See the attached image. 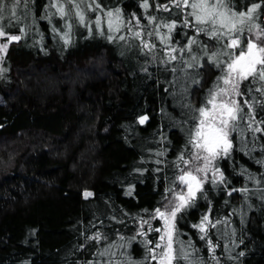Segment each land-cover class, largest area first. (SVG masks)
Wrapping results in <instances>:
<instances>
[{"label": "trees", "instance_id": "trees-1", "mask_svg": "<svg viewBox=\"0 0 264 264\" xmlns=\"http://www.w3.org/2000/svg\"><path fill=\"white\" fill-rule=\"evenodd\" d=\"M2 3L0 27L20 39L0 71V264H157L146 243L161 235L148 231L161 226L152 213L184 187L179 157L199 151L190 143L197 110L222 85L224 53L239 48L198 31L208 25L171 0H73L83 23L67 0ZM224 3L238 12L259 4L264 29V0ZM116 9L123 26L109 32L104 13ZM256 32L245 26L240 46ZM239 90L249 119L230 122L231 147L177 214L174 247L188 258L174 264H264V81L249 77Z\"/></svg>", "mask_w": 264, "mask_h": 264}, {"label": "snow or ice", "instance_id": "snow-or-ice-1", "mask_svg": "<svg viewBox=\"0 0 264 264\" xmlns=\"http://www.w3.org/2000/svg\"><path fill=\"white\" fill-rule=\"evenodd\" d=\"M19 2L20 0H15L16 4H19ZM67 2L73 3V0H67ZM171 3L175 7L189 9L188 16L192 17L197 24L208 25L207 29H198V31H206L208 35L216 38L218 41L226 38L227 43L224 47L228 49L239 48V52L238 54L235 52L224 53L229 58L224 62L225 67L222 69L224 75L218 78L222 81V85H217V90L210 93V98L207 101V104L212 105V107L208 108L206 105L197 110L199 112L198 125L194 130V137L190 139V143L199 151L195 155L190 153L187 160H185L183 155L179 157V160L185 167L180 169L181 174L178 176V180L184 187L178 190H176L175 186L170 188L169 191L175 193L174 199L168 205L157 207L152 213V218L161 221V226L152 228L151 224H149L148 231H155L161 233V235L155 238V241H147L146 243L152 245L149 248V253L151 259L156 261L157 264H174V261L178 259L188 258V254L184 253L182 249L180 250V254L177 255V249L174 247L177 214L182 209L190 206L191 201L196 198V193L202 190L204 182L208 180V171L215 157L227 153L231 147V142L227 139L230 122L239 119H249L248 113H245L244 116L239 115V113L244 112L241 102L235 98L243 95L239 90L240 82L247 80L249 77L264 81V44L258 43L261 32H264V29H261V26L255 22L253 16V13L260 7L259 4H253L246 12H238L233 11L229 6L225 5L224 0H192L190 4L189 0H183V3H180V0H171ZM53 6L55 7L56 5ZM143 6L147 8V2ZM73 7L77 10L76 15L79 17L80 22L83 23L85 16L79 10V4L73 3ZM88 7L91 9L92 5H88ZM163 7L165 10H168V5H163ZM95 8L103 12L99 4H96ZM2 10L3 3L0 0V11ZM57 11L60 16L63 17L65 15L63 5H60ZM12 15H15V5L12 8ZM104 15L107 17L108 31L119 32L123 26L120 10L108 11ZM154 19V17L150 18V22ZM102 22V18L97 16L95 24L98 29H100ZM184 23L188 25L189 22L185 20ZM137 24H139V19H137ZM245 26H247L248 31L251 32L256 29L257 32L255 39H248L244 46L241 47L240 37ZM165 27H167L170 33L175 24H168ZM135 35L139 37L140 33L137 32ZM148 35L150 36L151 33ZM0 37H6L5 42L0 43V52H6L10 42L20 39L19 35L8 34L2 27H0ZM108 38L113 39L115 37L109 36ZM64 39L65 43L69 42L67 33ZM119 39L123 40L124 37L120 36ZM194 39L193 37L190 43L194 42ZM149 46L147 42L144 43V47L147 48ZM151 47H155V45H151ZM217 55L213 54L210 59L216 62ZM171 59L175 60L176 57L172 56ZM257 91H260V89H257ZM243 104L249 107V109L251 108L247 100H244ZM146 119L147 117H144L140 122L143 123ZM250 119L251 122H256L254 116ZM259 123H264V121H260ZM249 127H251V123H249ZM235 128L236 125L233 124L231 130L234 131ZM254 131H261V129L256 128ZM201 151L205 154L200 155ZM200 160L203 161L202 166L197 163L195 168L189 169L188 166L190 164ZM216 172H219L218 168L213 172L214 181ZM200 173H203V175H199ZM219 179L223 180L222 174ZM85 195H90V193H86ZM143 223H147V221L142 222L141 227H143ZM206 223H210L208 215L202 217L201 223L194 227L199 228L201 232H205ZM212 227H215L214 223ZM139 234L145 235L143 232ZM201 238L203 239L204 237ZM158 249L160 250L159 252L157 251Z\"/></svg>", "mask_w": 264, "mask_h": 264}, {"label": "rangeland", "instance_id": "rangeland-1", "mask_svg": "<svg viewBox=\"0 0 264 264\" xmlns=\"http://www.w3.org/2000/svg\"><path fill=\"white\" fill-rule=\"evenodd\" d=\"M7 33V32H6ZM5 40H6V37H0V43H4L5 42ZM12 42H10L9 44H8V47H9V45L11 44ZM8 47H7V49H8ZM7 51V50H6ZM5 54H6V52H0V71L2 70V66L3 65H1L2 64V60H3V57L5 56ZM237 100H238V98L239 97H235ZM219 99V98H218ZM212 107V105H209V107L208 108H211ZM230 129V128H229ZM228 129V130H229ZM203 152L201 151L200 152V154H202Z\"/></svg>", "mask_w": 264, "mask_h": 264}]
</instances>
